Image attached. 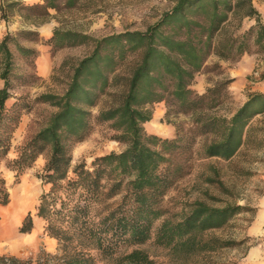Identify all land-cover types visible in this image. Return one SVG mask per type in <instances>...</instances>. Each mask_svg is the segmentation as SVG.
Segmentation results:
<instances>
[{
  "label": "trees",
  "instance_id": "obj_1",
  "mask_svg": "<svg viewBox=\"0 0 264 264\" xmlns=\"http://www.w3.org/2000/svg\"><path fill=\"white\" fill-rule=\"evenodd\" d=\"M59 1L73 8L79 0H44L43 7L21 8L57 9ZM19 4L0 0V17L6 18ZM244 20L254 24L242 31ZM10 42L8 35L0 40V164L8 155L20 118L16 105L6 107L11 98ZM48 43L57 49L91 43L92 50L73 67L63 94L41 96L56 111L20 147L8 167L19 181L46 155L35 215L43 222L44 233L57 241L58 253L46 254L44 262L0 255V264H92V252L108 258L121 246L142 245L152 237L159 246L177 247L197 233L222 227L240 213V206L216 209L196 203L182 219L162 220L164 198L188 172L196 137H213L204 146L205 157L228 160L244 146L251 121L264 112V94L255 93L231 115L214 116L207 112L218 106L224 83L202 94L193 90L196 74L210 56L237 60L250 52L251 45L264 53V23L252 0H177L145 31L93 39L56 30ZM162 102L165 118L190 117L194 127L190 137H182L178 130L173 139L146 131L144 124L153 118V105ZM92 122L108 123L114 132L112 140L125 148L89 164L72 165L70 148L85 140ZM9 201L0 172V206ZM32 228L29 213L19 233L27 234Z\"/></svg>",
  "mask_w": 264,
  "mask_h": 264
},
{
  "label": "rangeland",
  "instance_id": "obj_2",
  "mask_svg": "<svg viewBox=\"0 0 264 264\" xmlns=\"http://www.w3.org/2000/svg\"><path fill=\"white\" fill-rule=\"evenodd\" d=\"M7 1L20 3L12 7L6 18L0 17V40L6 35L10 37L12 53L11 98L6 107L10 109L16 105L20 118L8 155L0 164L10 195L9 203L0 206V255L44 262L46 254L58 253L57 241L44 233L43 222L35 215L43 191L39 175L43 172L46 155L40 156L19 181L8 164L56 111L41 96L63 94L73 67L92 50L91 43L57 49L48 40L56 30L93 39L145 31L177 0H79L73 8L59 1L57 9L46 11L21 8L43 7L44 0ZM252 3L264 23V0H252ZM253 24V21L244 20L241 30ZM223 83L218 106L207 112L214 116H229L249 95L264 94V53L251 45L250 52L237 60L224 61L210 56L196 74L193 90L202 94ZM2 86L0 78V88ZM97 110L94 108L92 113L96 114ZM165 111L163 102L153 105L154 118L144 126L147 131L168 139L175 138L177 130L182 137L193 134L189 116L172 114L167 119ZM113 135L108 123L92 122L85 140L70 148L72 165L80 161L89 164L96 157L122 151L125 145L112 140ZM212 138L196 137L192 154H189L188 172L173 184L164 198L162 220L178 221L196 203L216 209L240 206V213L229 217L220 228L193 235L184 241L185 245L162 247L152 237L142 245L121 246L112 257L103 258L92 252V264H130L144 259L149 264H264V112L251 121L244 146L230 159L205 157L204 146ZM29 213L33 228L21 234L19 228ZM162 220L156 222L155 229Z\"/></svg>",
  "mask_w": 264,
  "mask_h": 264
},
{
  "label": "crops",
  "instance_id": "obj_3",
  "mask_svg": "<svg viewBox=\"0 0 264 264\" xmlns=\"http://www.w3.org/2000/svg\"><path fill=\"white\" fill-rule=\"evenodd\" d=\"M153 118H154V116H153ZM152 121V120H151ZM151 121H149V122H147V123H145L144 124V126L146 127ZM146 129V128H145ZM146 131H147V129H146ZM147 132H149V133H152V134H155L156 135V133L155 132H152V131H147Z\"/></svg>",
  "mask_w": 264,
  "mask_h": 264
}]
</instances>
